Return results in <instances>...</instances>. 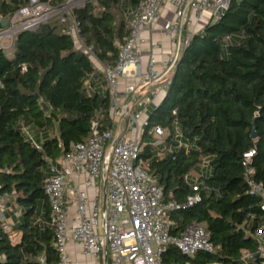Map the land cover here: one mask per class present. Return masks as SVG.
I'll use <instances>...</instances> for the list:
<instances>
[{
  "label": "trees",
  "instance_id": "16d2710c",
  "mask_svg": "<svg viewBox=\"0 0 264 264\" xmlns=\"http://www.w3.org/2000/svg\"><path fill=\"white\" fill-rule=\"evenodd\" d=\"M97 1L87 0L75 12L86 44L113 66L116 41L129 34L126 19L116 13L123 5ZM125 1L133 9L141 0ZM63 24L49 20L20 33L13 55L0 51V184L15 194L20 210L11 230L0 225V264H43V256L46 264L57 263L44 186L49 161L59 162L73 142L89 136L99 112L109 115L103 69L62 31ZM176 65L164 100L151 105L143 130L146 138L150 125L159 124L165 142L149 143L142 155L163 186L164 202L184 203L200 194L192 206L169 211L171 232L202 222L216 249L189 255L170 244L163 264H264L261 256L245 257L259 248L252 231L264 229V198L250 191L242 163L255 147L253 176L264 183V0H231L221 17L192 33ZM23 126L35 132L39 147ZM204 159L209 166L197 176L196 191L190 175L203 169Z\"/></svg>",
  "mask_w": 264,
  "mask_h": 264
},
{
  "label": "built area",
  "instance_id": "2783aa9c",
  "mask_svg": "<svg viewBox=\"0 0 264 264\" xmlns=\"http://www.w3.org/2000/svg\"><path fill=\"white\" fill-rule=\"evenodd\" d=\"M231 0H141L128 14L125 26L128 36L116 41L119 55L115 65L100 61L91 45L81 35V20L75 10L87 0H0V51L13 55L19 34L38 29L45 22L59 19L64 22L62 31L71 36L78 47H83L92 59L102 63L110 93L109 115L98 113L86 138L73 142L59 162L49 161V175L45 189L52 205L50 223L54 228L55 246L59 253L56 264H70L67 252L70 239L82 246L84 254L102 259L110 252V264H163L162 254L170 244L184 254L195 255L202 250L214 251L210 232L204 223L191 222L180 234L171 232L169 211L190 207L201 200L198 192L187 197L184 203L176 200L164 202V189L157 176L148 167V158L142 155L149 143L165 142L166 129L155 124V142H146L143 130L148 124L149 108L155 97L167 91L171 74L176 68L181 47L177 48L175 36L191 23L190 13L197 15L208 11L211 20L222 16ZM171 2L174 17L168 18L164 30L174 47L163 58L143 49L148 38L146 29L161 17L163 8ZM13 3V4H11ZM17 3V5L15 4ZM11 4V5H9ZM3 18L7 20L3 23ZM192 33L183 41L187 43ZM160 42L151 49L160 48ZM97 59V60H96ZM100 65L99 63H97ZM121 81L124 82L122 86ZM3 85L0 78V86ZM154 96V97H153ZM104 125L106 127H104ZM23 130L35 145L37 136L27 127ZM257 149L244 153L242 163L250 191L264 198V183L253 176L252 159ZM208 161L202 162L203 169ZM82 177V184L73 183L71 177ZM194 189H199L198 177ZM70 194L76 204V222L70 227L66 196ZM15 194L0 184V225L11 230L15 225L9 209ZM264 209V201L261 204ZM252 234L258 240V250L247 252L245 257L264 258V229L257 227ZM46 264V257H41Z\"/></svg>",
  "mask_w": 264,
  "mask_h": 264
},
{
  "label": "crops",
  "instance_id": "0c3cea01",
  "mask_svg": "<svg viewBox=\"0 0 264 264\" xmlns=\"http://www.w3.org/2000/svg\"><path fill=\"white\" fill-rule=\"evenodd\" d=\"M174 11H175L174 5L171 2H168L167 5L162 10L161 17L158 18L156 21H154L153 24H151L146 29L145 33H146L148 40L146 44L144 45L143 49L148 54L154 51L153 53H155V55L158 58H163L174 47L171 41L172 40L171 37L164 30L165 21L168 18H172L175 16ZM190 15L192 17L191 23L183 26L179 35L175 36V43H176L177 48L183 45V41L189 33H195L197 30L202 29L209 21H211V14L208 11H205L201 15H197L194 12L190 13ZM155 42H160L161 47L152 50L151 44ZM97 84L100 85L98 82ZM121 84L122 86H124L123 81H121ZM165 94H166V91L160 92L158 96L154 98L155 101L152 104H158L162 102V100H164L163 98ZM206 170L207 169L205 168V171L202 170V172H206ZM70 181L81 185L83 179L82 177L74 175L73 177H71ZM66 201H67V208H68V214H69V219H70V227H72L75 225V222H76V219H74L76 215V204L73 201V198L71 197L70 194H67ZM10 204H11V207L9 209V216L10 217L12 216L13 221L16 223L18 216L20 214V210L19 208L14 207L12 203ZM19 239H20L19 233H16L15 241H18ZM67 252H69L70 254V258H71L70 264H110L111 262L110 252H107L106 255H104L102 259H97L93 256L84 254V252H82L81 244L75 239H70L68 241Z\"/></svg>",
  "mask_w": 264,
  "mask_h": 264
},
{
  "label": "rangeland",
  "instance_id": "374dc122",
  "mask_svg": "<svg viewBox=\"0 0 264 264\" xmlns=\"http://www.w3.org/2000/svg\"><path fill=\"white\" fill-rule=\"evenodd\" d=\"M93 1H96V2H98L97 0H93ZM120 3L123 5L122 7H118V9H117V11H116V13H117V16L119 17V18H123V19H126L127 20V18H128V14H129V12H130V10H131V8H130V4L127 2V1H125L124 2V0H121L120 1ZM97 60V59H96ZM97 63H99L100 64V66L102 65V63L100 62V61H96ZM105 85L108 87V84L107 83H105ZM152 108V107H151ZM154 123L153 124H151L150 125V127L148 128V130H147V137H146V142H155L156 141V139H157V137H158V135L156 134V133H153V128H154ZM34 132V131H33ZM34 134H35V132H34ZM207 169V168H206ZM202 170H204L205 171V169H197V170H195V171H193L192 173H191V175H190V177L191 178H195L196 176H198V175H200L201 173H202ZM12 204L15 206L16 204L14 203V200L12 201ZM16 239V238H15ZM245 254H247V252L245 251ZM249 264H252L251 262H248ZM215 264H218V263H215ZM219 264H222V263H219Z\"/></svg>",
  "mask_w": 264,
  "mask_h": 264
},
{
  "label": "water",
  "instance_id": "95a60500",
  "mask_svg": "<svg viewBox=\"0 0 264 264\" xmlns=\"http://www.w3.org/2000/svg\"><path fill=\"white\" fill-rule=\"evenodd\" d=\"M3 20V23H6L7 20L5 18L2 19ZM253 136L254 137H257L258 136V131L254 129V133H253ZM259 257V252L256 253V257L255 258H258Z\"/></svg>",
  "mask_w": 264,
  "mask_h": 264
}]
</instances>
